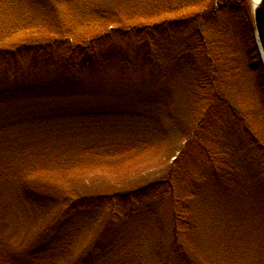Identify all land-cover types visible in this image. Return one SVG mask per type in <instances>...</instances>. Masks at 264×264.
Listing matches in <instances>:
<instances>
[{"label":"trees","instance_id":"obj_1","mask_svg":"<svg viewBox=\"0 0 264 264\" xmlns=\"http://www.w3.org/2000/svg\"><path fill=\"white\" fill-rule=\"evenodd\" d=\"M218 1L215 6L213 0H155L161 21L113 27L86 42L66 36L9 47V38L0 36L2 108L17 105L18 110L55 92H77L87 75L116 65L120 74H142L154 86L181 87L187 96L204 103L205 109L165 178L109 192H86L78 184L66 188L75 168L69 142L59 138L3 142L0 264H111L112 252L119 249L117 240H106L107 231L157 200L170 201L173 210L174 239L165 254L181 258L178 238L189 224L185 217L191 199L218 188L230 176L264 179V142L220 96L218 66L213 46L207 42L212 34L203 29L204 17L213 24L226 18L222 31L231 40L245 41L250 66L264 86L250 0ZM7 122L2 119L4 127ZM97 212L106 216L103 228L77 254L74 239L82 237L85 218Z\"/></svg>","mask_w":264,"mask_h":264},{"label":"rangeland","instance_id":"obj_2","mask_svg":"<svg viewBox=\"0 0 264 264\" xmlns=\"http://www.w3.org/2000/svg\"><path fill=\"white\" fill-rule=\"evenodd\" d=\"M154 1L0 0V36L9 38V47L66 36L86 42L113 27L161 21ZM223 20L213 24L203 18V29L212 34L207 42L218 66L220 96L264 142V86L250 66L245 41L231 40L222 31ZM27 105L0 106V152L3 142L17 139L69 142L75 168L66 188L78 184L86 192L165 178L205 111L183 88L154 86L142 74H120L116 65L87 75L77 92H55ZM81 153L90 155L82 159ZM189 202V224L178 238L181 258L165 254L174 239L173 210L170 201L157 200L107 231L106 240H117L119 249L111 264H264V179L230 176ZM85 219L82 237L73 242L77 254L102 230L106 216L97 212Z\"/></svg>","mask_w":264,"mask_h":264},{"label":"water","instance_id":"obj_3","mask_svg":"<svg viewBox=\"0 0 264 264\" xmlns=\"http://www.w3.org/2000/svg\"><path fill=\"white\" fill-rule=\"evenodd\" d=\"M252 2V15L254 20L255 37L264 64V0Z\"/></svg>","mask_w":264,"mask_h":264},{"label":"bare ground","instance_id":"obj_4","mask_svg":"<svg viewBox=\"0 0 264 264\" xmlns=\"http://www.w3.org/2000/svg\"><path fill=\"white\" fill-rule=\"evenodd\" d=\"M259 0H253L254 4L257 3Z\"/></svg>","mask_w":264,"mask_h":264}]
</instances>
